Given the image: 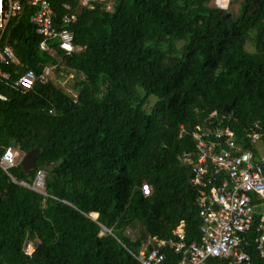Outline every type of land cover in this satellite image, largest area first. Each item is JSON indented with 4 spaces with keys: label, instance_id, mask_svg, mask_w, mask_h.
Wrapping results in <instances>:
<instances>
[{
    "label": "trees",
    "instance_id": "16d2710c",
    "mask_svg": "<svg viewBox=\"0 0 264 264\" xmlns=\"http://www.w3.org/2000/svg\"><path fill=\"white\" fill-rule=\"evenodd\" d=\"M253 1L219 8L213 0H114L108 10L110 0L87 7L49 0L58 30L65 4L75 18L68 30L78 51L66 55L47 43L58 62L39 49L33 8L21 0L0 33V49L16 60L3 67L11 79L0 80V155L38 148L47 197L0 170V264H139L132 254L172 239L181 222L186 243L200 239L197 190L182 158L194 149L192 129L216 112L244 149L254 124L264 144V0L256 12ZM54 65L58 76L74 75L75 97L50 78L14 87L26 70L39 77ZM9 173L30 184L36 171L26 175L17 165ZM255 225L245 251L252 264H264L249 240ZM160 252L164 264H177L172 250Z\"/></svg>",
    "mask_w": 264,
    "mask_h": 264
},
{
    "label": "built area",
    "instance_id": "2783aa9c",
    "mask_svg": "<svg viewBox=\"0 0 264 264\" xmlns=\"http://www.w3.org/2000/svg\"><path fill=\"white\" fill-rule=\"evenodd\" d=\"M78 1L81 7H87L95 0ZM227 2L213 0L219 8H226ZM27 3L33 8L30 23L42 39L39 44L41 51L55 57L58 62L60 58L54 49L47 47L48 42H57L58 50L66 55L78 51L73 43V34L68 30L75 20L69 4L63 6V28L58 30L52 21L49 0H27ZM21 8V0H1L0 33L6 23L21 12ZM14 63L16 60L11 50L7 47L0 49V80L11 79L3 67ZM54 70L55 65L46 66L39 77L33 71L26 70L16 78L14 87L29 90L37 81L45 82ZM0 100H4L1 95ZM257 129L258 125L254 124L251 133L245 137L249 149L237 144L234 131L218 120L216 112L192 129L190 137L194 149L184 153L182 158L189 165L190 184L197 190L201 237L196 242L186 243L184 224L181 222L172 232V239L154 240L155 248L152 250L141 249L137 254H132L139 264H164L165 255L160 249L176 253L179 256L177 264H209V260L216 258L228 259V264H252L245 248L249 244L247 235L255 225V215H259L260 220L255 225V235L249 240L256 245L259 256L264 258V144ZM183 132L181 129V134ZM22 156L12 147L5 148L0 155V170L13 184L46 198L45 174L42 170H36L30 184L17 181L10 175L9 172L19 165ZM141 192L148 196L150 187L142 185ZM23 251L26 256H31L34 247L27 243Z\"/></svg>",
    "mask_w": 264,
    "mask_h": 264
},
{
    "label": "water",
    "instance_id": "95a60500",
    "mask_svg": "<svg viewBox=\"0 0 264 264\" xmlns=\"http://www.w3.org/2000/svg\"><path fill=\"white\" fill-rule=\"evenodd\" d=\"M253 5L255 6V11L259 10V7L256 3V0L253 1ZM0 12H1V0H0ZM234 104H235V99L232 101V103L229 106H226L223 109V115L226 118H233L234 113ZM40 151L38 148H34L32 150H30L29 152L23 154V156L21 157L20 161H19V166L21 167L22 171L24 172V174H28L30 171H36L37 170V166H36V159L39 155ZM97 216V215H96Z\"/></svg>",
    "mask_w": 264,
    "mask_h": 264
},
{
    "label": "rangeland",
    "instance_id": "374dc122",
    "mask_svg": "<svg viewBox=\"0 0 264 264\" xmlns=\"http://www.w3.org/2000/svg\"><path fill=\"white\" fill-rule=\"evenodd\" d=\"M113 1L114 0H110V3H107L108 10L112 9ZM247 50H251V49L249 47H247ZM61 70L63 71V68H61ZM50 79L53 81V83L58 88H60L66 94H68L72 97L76 96V92L72 88L73 83H74V75L72 73L65 75L63 72H60L59 76H58L54 70L53 73H51V75H50ZM151 103H153V100H151ZM91 217H93V215H91ZM103 231H105V229H103ZM131 236H132V234H131ZM148 239L149 238H147V240Z\"/></svg>",
    "mask_w": 264,
    "mask_h": 264
}]
</instances>
